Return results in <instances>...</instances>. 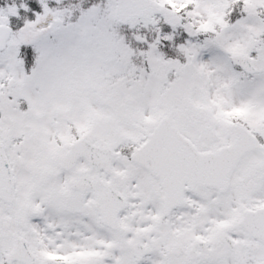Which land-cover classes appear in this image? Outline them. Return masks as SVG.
<instances>
[{
    "label": "rangeland",
    "instance_id": "rangeland-1",
    "mask_svg": "<svg viewBox=\"0 0 264 264\" xmlns=\"http://www.w3.org/2000/svg\"><path fill=\"white\" fill-rule=\"evenodd\" d=\"M231 1L240 5L231 7ZM231 9L235 14L229 13ZM261 14L264 0H108L103 8L90 7L75 21L43 22L35 41L38 69L30 79L25 78L19 56L22 40L11 38L0 52V141L12 168L15 199L12 204L0 201V254L9 244L3 223H10L24 201L38 212L28 220L27 236L36 234L43 218L59 217L54 196L69 176L54 177L40 186L38 175L45 168L58 169L59 156L76 135L87 134L101 142L104 133L113 138L115 133L128 131V136L138 140L160 117L179 118L183 107L187 115L201 116L224 136L231 132L233 122L260 130L264 123ZM0 20L8 23L6 11H0ZM113 24L138 30L136 40L144 47L138 52L147 58L148 72L136 71L135 63L124 62L129 47L112 32ZM179 27L185 33L181 46L185 61L168 63L158 45ZM230 53L251 54L257 68L251 86L232 69ZM133 122L138 123L136 131ZM43 188L53 195L52 201ZM86 196L73 194L76 201ZM209 216L210 220L204 218L205 229L207 238L213 239L226 216L218 209L210 210ZM124 223L125 238L132 235L134 225L146 230L136 218L124 216ZM234 236L241 255L218 250L197 264H258L263 251L243 247L248 237L242 227L236 228ZM158 237L157 231L151 234L153 241ZM163 259L156 251L143 264ZM123 260L135 264L130 257ZM0 264H5L3 258Z\"/></svg>",
    "mask_w": 264,
    "mask_h": 264
},
{
    "label": "flooded vegetation",
    "instance_id": "flooded-vegetation-1",
    "mask_svg": "<svg viewBox=\"0 0 264 264\" xmlns=\"http://www.w3.org/2000/svg\"><path fill=\"white\" fill-rule=\"evenodd\" d=\"M254 75L244 76L248 86H251ZM186 109L182 108L179 118H172L170 114L166 117L170 126L190 141L192 158L203 152H215L234 140L235 128L239 123H231V132L224 136L201 116L187 115ZM183 119L185 121H181ZM157 124H150L138 140L128 136V131L115 133L113 138H108V133H104L101 142L87 137V134L78 137L101 146L97 157L99 162L91 166L82 156L69 170L53 169L55 174L52 178L69 176L67 184L54 196L59 217L43 218L36 234L27 236L29 223L24 228L16 225L13 213L6 230L9 244L3 258L18 238L26 241L35 256L34 264H45L46 258H51L53 264H124L125 256L132 258L135 264H143L156 251L164 258L157 264H197L218 250L241 255V251H238L241 249L240 243L234 240V233L237 227H241L243 212L264 208V123H260V130L244 125L253 134L256 146L239 158L224 192L183 180L178 170L193 167L194 163L167 159L165 154H161L164 147L154 144L141 155L140 160L132 159L133 153L143 145L146 136L154 131ZM131 125L132 130L136 131L138 123ZM205 126H211L220 138L200 140V130ZM57 164L59 168V158ZM161 177L165 179L164 185ZM40 190L48 194L49 202L53 200L47 188ZM74 193L87 196L76 201ZM115 198L124 201L125 206L119 211L115 226H108L102 215L106 214L105 207ZM215 209L226 217L219 221L217 235L209 239L208 230L205 229L208 223L204 218L210 220L209 211ZM235 211H238V217ZM124 216L136 218L140 224L146 225V230L134 225L132 235L125 238L127 226ZM156 231L159 237L153 241L151 234ZM225 235L230 241L222 240ZM246 235L248 239L243 247L248 249L253 238L247 232ZM231 244L234 245L233 250L228 249ZM256 245L253 252H264L263 244ZM139 250H150L151 253L136 263L135 253L138 254ZM100 257H104L102 261L98 259ZM10 264L25 263L14 260Z\"/></svg>",
    "mask_w": 264,
    "mask_h": 264
},
{
    "label": "water",
    "instance_id": "water-1",
    "mask_svg": "<svg viewBox=\"0 0 264 264\" xmlns=\"http://www.w3.org/2000/svg\"><path fill=\"white\" fill-rule=\"evenodd\" d=\"M12 33V27L7 24H0V51H2L5 48L6 42L8 41L10 35ZM231 59L234 64H237L241 66L245 71L247 72H254V68L251 67V64L249 63V59L242 54H233L231 55ZM166 121L163 119L160 122V125L158 126L159 129H163L164 127L161 125ZM157 127V128H158ZM210 130L209 128H204L201 132H205ZM247 132L243 130L240 127H237V134L234 144H232L230 147H226L224 154L225 157L221 160H223L222 165L220 167H214V166H207V167H199L198 169L195 168L194 172L190 174L191 180L198 182L202 185L210 186V187H219V188H225L224 186L227 185V181L229 179L230 173L233 169L234 164L237 162L239 156L243 153H245L247 150H250L248 146L247 141ZM153 136H148L146 140V144L150 142L151 138ZM179 137V136H178ZM182 139L183 137L180 136ZM81 141H75L73 142L69 150L66 152L65 155L61 157V167L62 168H71L73 164L75 163L76 159L83 154V151L76 150L77 147H79ZM180 145L182 149L187 147L186 142H180ZM89 149L86 152V155L89 153L90 149H98V147L95 146H89ZM88 156V155H87ZM91 164L94 162L93 158H89ZM220 160V161H221ZM53 172L51 170H43L40 173L39 177V183L44 184L47 182L48 178L51 177ZM217 181H220V184L217 183ZM13 176L11 172V167L9 165L8 159L6 157V154L3 149V145L0 142V200H3L6 203H11L14 199L13 196ZM117 200H113L115 202ZM124 207V203H119V205H111V203L108 204L107 213L103 214V218L105 219V223L109 226H114V223L116 222V216L119 210H121ZM33 211H31V207L29 203H25L22 205L19 210L15 214V223L22 224L23 226L26 225V220L29 215H31ZM248 212L246 214V217L249 215ZM249 220V219H248ZM242 224L245 226V228L255 237L264 242V224H253L248 223L246 219L242 220ZM7 227V225H5ZM136 248V247H135ZM232 249L233 246H230ZM149 250L143 251L139 250L138 254L139 256L136 258L138 261L141 259L142 256L149 254ZM17 259L19 261H23L26 264H34V259L31 253L28 251L26 244L22 242L21 240H17L14 242L13 249L8 254L6 261L10 263L12 260ZM46 264H53V261H48ZM260 264H264V259L260 262Z\"/></svg>",
    "mask_w": 264,
    "mask_h": 264
},
{
    "label": "trees",
    "instance_id": "trees-1",
    "mask_svg": "<svg viewBox=\"0 0 264 264\" xmlns=\"http://www.w3.org/2000/svg\"><path fill=\"white\" fill-rule=\"evenodd\" d=\"M108 0H0V11H6L7 18L14 27L13 38L20 37V56L24 62L27 75L38 69L37 33L43 21L51 15H56L61 20L70 19L74 21L80 13L90 7H104ZM115 2L116 0H109ZM112 32L121 40V44L127 45L128 55H125L124 62H134L136 71L146 67V58L138 54L143 46L136 40L137 33L128 30L124 25H112ZM150 34L148 33L147 36ZM182 32H177L171 39L158 45L159 52L164 56V61L172 62L180 56L177 48L183 42ZM150 39V38H149Z\"/></svg>",
    "mask_w": 264,
    "mask_h": 264
}]
</instances>
